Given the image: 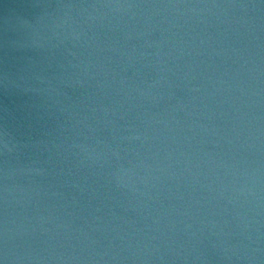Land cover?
Returning a JSON list of instances; mask_svg holds the SVG:
<instances>
[{
    "label": "water",
    "instance_id": "1",
    "mask_svg": "<svg viewBox=\"0 0 264 264\" xmlns=\"http://www.w3.org/2000/svg\"><path fill=\"white\" fill-rule=\"evenodd\" d=\"M0 264H264V0H0Z\"/></svg>",
    "mask_w": 264,
    "mask_h": 264
}]
</instances>
